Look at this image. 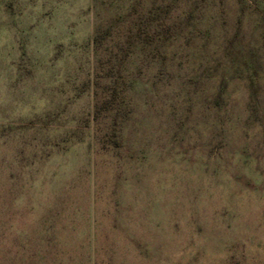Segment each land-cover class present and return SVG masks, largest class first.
Masks as SVG:
<instances>
[{"label": "rangeland", "instance_id": "374dc122", "mask_svg": "<svg viewBox=\"0 0 264 264\" xmlns=\"http://www.w3.org/2000/svg\"><path fill=\"white\" fill-rule=\"evenodd\" d=\"M0 264H264V0H0Z\"/></svg>", "mask_w": 264, "mask_h": 264}]
</instances>
